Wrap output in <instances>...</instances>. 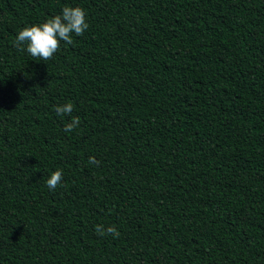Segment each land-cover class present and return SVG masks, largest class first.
Wrapping results in <instances>:
<instances>
[{
  "label": "trees",
  "instance_id": "obj_1",
  "mask_svg": "<svg viewBox=\"0 0 264 264\" xmlns=\"http://www.w3.org/2000/svg\"><path fill=\"white\" fill-rule=\"evenodd\" d=\"M0 264H264V0H0Z\"/></svg>",
  "mask_w": 264,
  "mask_h": 264
},
{
  "label": "clouds",
  "instance_id": "obj_2",
  "mask_svg": "<svg viewBox=\"0 0 264 264\" xmlns=\"http://www.w3.org/2000/svg\"><path fill=\"white\" fill-rule=\"evenodd\" d=\"M89 28L85 9L80 6L65 5L60 14L47 18L38 24H31L23 27L16 35L14 46L20 51H25L35 60L48 61L60 50L61 41L67 45L73 43V34L82 36ZM73 104L66 103L56 105L55 112L58 116H71ZM80 124V117H71L70 122L64 125V131L70 132ZM89 163L98 164L95 157H89ZM62 180V170L57 169L52 172L46 181L50 190L60 184ZM97 235L104 236L111 234L113 238H118L120 233L115 226L105 228L103 224H97L94 228Z\"/></svg>",
  "mask_w": 264,
  "mask_h": 264
}]
</instances>
